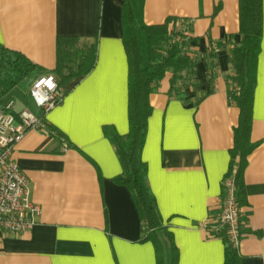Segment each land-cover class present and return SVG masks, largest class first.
<instances>
[{
  "label": "crops",
  "instance_id": "crops-1",
  "mask_svg": "<svg viewBox=\"0 0 264 264\" xmlns=\"http://www.w3.org/2000/svg\"><path fill=\"white\" fill-rule=\"evenodd\" d=\"M126 2L0 0V45L21 52L59 83V38L98 46L95 68L62 87L61 104L47 115L30 93L29 103L15 104L16 112L28 108L49 125L45 132L29 131L13 155L41 215L21 237L0 232V264H157L153 242H141L143 223L130 189L115 181L123 164L105 132H130ZM239 2L144 0L147 25L176 17L195 38L189 46L195 73L182 80L185 87L173 91L168 72L150 95L153 111L142 151L151 192L179 250L178 264L226 262L225 241L208 229L225 199L240 119L229 94L232 52L243 39ZM257 77L251 131L257 146L238 182L244 201L242 264H264V32ZM2 91L6 104L15 91Z\"/></svg>",
  "mask_w": 264,
  "mask_h": 264
},
{
  "label": "trees",
  "instance_id": "trees-1",
  "mask_svg": "<svg viewBox=\"0 0 264 264\" xmlns=\"http://www.w3.org/2000/svg\"><path fill=\"white\" fill-rule=\"evenodd\" d=\"M241 44L232 52L234 86L229 89L230 102L240 109L239 124L235 129V146L229 174L224 182L234 175L239 182L249 155L256 149L251 142L255 90L257 86L258 59L264 32L263 0H240ZM144 0H127L124 6V41L129 59L130 132L125 136H112L123 164V173L115 181L127 186L135 200L143 223L141 242L152 241L156 248L157 264H178L179 250L174 236L164 225L156 199L148 183V167L142 159L146 143L148 120L153 108L150 95L158 90L168 72L173 73L172 89L184 88L182 80L195 73L196 60L189 53L190 36L176 17L168 18L163 25H147L143 17ZM56 74L61 88L72 80L88 75L96 66L98 46L78 38H59ZM45 70L31 62L21 52L0 45V88L3 94L21 88L28 91L36 79L45 75ZM186 74V76L184 75ZM186 78V79H185ZM211 83L213 77H211ZM214 90V88L212 89ZM180 97L184 94L181 92ZM61 136V134H59ZM240 206H243V190L238 191ZM215 236L226 244L225 264H242L238 247L234 246L224 232Z\"/></svg>",
  "mask_w": 264,
  "mask_h": 264
},
{
  "label": "built area",
  "instance_id": "built-area-1",
  "mask_svg": "<svg viewBox=\"0 0 264 264\" xmlns=\"http://www.w3.org/2000/svg\"><path fill=\"white\" fill-rule=\"evenodd\" d=\"M63 90L56 76L47 74L36 79L29 91L35 106L47 115L61 104ZM15 104L14 100L3 104L0 98V232L21 237L37 225L41 208L33 201L29 180L13 155L29 131L45 132L49 125L44 117L28 108L16 112ZM231 176L225 184V199L219 213L212 216L211 225L215 232H224L239 247L244 229L242 207L236 177Z\"/></svg>",
  "mask_w": 264,
  "mask_h": 264
},
{
  "label": "rangeland",
  "instance_id": "rangeland-1",
  "mask_svg": "<svg viewBox=\"0 0 264 264\" xmlns=\"http://www.w3.org/2000/svg\"><path fill=\"white\" fill-rule=\"evenodd\" d=\"M31 88H32V86L29 88V90H31ZM25 91V90H23V89H21V88H18V89H16L15 90V93L11 96L10 95V100L12 99V100H14L15 102H17V101H21V100H23L24 101V103H29V93H30V91ZM27 101V102H26Z\"/></svg>",
  "mask_w": 264,
  "mask_h": 264
}]
</instances>
